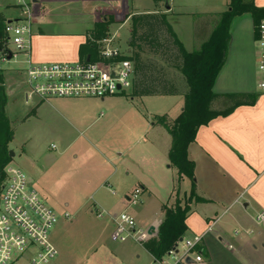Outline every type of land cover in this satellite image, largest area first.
I'll use <instances>...</instances> for the list:
<instances>
[{
  "label": "crops",
  "instance_id": "0c3cea01",
  "mask_svg": "<svg viewBox=\"0 0 264 264\" xmlns=\"http://www.w3.org/2000/svg\"><path fill=\"white\" fill-rule=\"evenodd\" d=\"M152 2L153 6L140 9L135 0H0V16L5 22H17L23 19L27 9L32 17L28 57L36 64L74 63L86 59L89 55L83 57L82 48L91 40L95 24L101 21L123 25L128 24L132 16L164 14L187 53L197 51L219 21L220 11L203 12L207 19L195 24L190 14L179 13L173 3L165 1L161 8L158 0ZM251 2L257 8H264V0ZM166 5L169 10L165 9ZM253 28L249 15L233 22L225 64L212 88L214 94H257L251 80L255 70H250L254 55ZM4 88L7 94L5 79ZM175 98L172 112L153 118L166 116L175 120L184 106L182 96ZM220 101L224 99L212 102L213 110H220ZM119 108L109 110L106 126L113 130L125 128L120 134L122 137L136 136L138 140L149 137L147 149L157 164L154 161L145 172H126L128 181L120 180L116 170L103 174L102 180H93L90 214L100 212L113 219L127 212L135 217L139 212L127 206L126 197L140 188L142 193H147L148 200L157 186L164 190L165 194L161 189L160 196L171 208L175 198L185 203L194 186L195 195L203 201L189 204L183 239L203 235L202 253L209 264H264V226L254 221L257 214L264 213V96L258 95L253 106L238 107L228 116L213 119L198 129L187 149V158L194 166L192 180L186 177L178 180L177 170L168 160L171 137L161 126L152 123V118L147 119L150 123L145 124L143 118L139 122L136 115L125 113L123 106ZM27 160L30 161L28 157ZM32 172L27 170L28 174ZM140 202L142 205L139 201L134 207ZM68 206L66 203L65 207ZM161 208L157 218L149 220V226L144 230L147 232L151 226L155 228L147 240L157 236L164 219ZM236 231L239 232L237 235L234 234ZM140 244L142 253L148 257L147 264H152L153 257L144 249V242ZM136 257L140 258L139 255Z\"/></svg>",
  "mask_w": 264,
  "mask_h": 264
},
{
  "label": "rangeland",
  "instance_id": "374dc122",
  "mask_svg": "<svg viewBox=\"0 0 264 264\" xmlns=\"http://www.w3.org/2000/svg\"><path fill=\"white\" fill-rule=\"evenodd\" d=\"M135 1H138L140 9L153 6L152 0ZM165 1L173 3L179 13L190 14L195 24H199L207 19L203 12L212 9L221 14L228 9L230 0H158L161 8ZM250 1L244 0L245 3ZM131 27V19L123 25L110 23V35L107 37L114 36L112 47L129 57L134 67L142 63L145 69H150L148 75L154 79L171 82L178 96L184 97L188 87L179 70L171 65L176 51L167 36L164 34L161 38L167 42L158 41L160 47L154 53L141 43H129ZM0 43L2 48H6L5 43L1 40ZM9 48L13 50L11 46ZM253 53L250 70L255 71L251 80L253 90L257 91L255 43ZM2 58L0 54V70L7 88L5 117L13 134L7 144L8 165L25 174L29 188L38 193L42 203L56 216V223L48 233V239L57 251L50 264H147L148 257L142 253L139 242L127 236L121 241L126 233L119 232L111 218L104 214L103 218H97V213L90 214L92 181L114 170L120 180L128 181L126 172H145L154 161L157 164L147 149L149 137L139 140L136 136L122 137L120 134L125 128L113 130L106 126L111 108L118 106L121 109L119 107L123 106V111L136 115L139 122L143 118L145 124L150 123L147 119L152 118L151 122L156 123L153 117L172 112L178 96L135 97L128 89L103 101L91 98L41 101L34 97L25 104V58L19 55L7 63L2 62ZM226 105V101H220V110ZM36 107V115L30 116ZM27 170L33 172L28 174ZM161 189L160 186L155 187L148 200L147 193L141 192L139 201L142 205L140 202L138 207L133 206L139 214L131 215L136 229L144 231L149 226L148 221L157 218L159 209L166 204L165 198L160 196L162 191L165 194ZM66 203L69 204L67 208ZM65 213L73 218H64Z\"/></svg>",
  "mask_w": 264,
  "mask_h": 264
},
{
  "label": "built area",
  "instance_id": "2783aa9c",
  "mask_svg": "<svg viewBox=\"0 0 264 264\" xmlns=\"http://www.w3.org/2000/svg\"><path fill=\"white\" fill-rule=\"evenodd\" d=\"M20 4L21 1H19ZM31 15L27 9L23 19L4 23L3 35L6 44L1 61L7 62L22 55L24 63L25 103L34 97L41 101L59 99H105L132 89L135 68L125 54L112 47L114 36L97 41L98 54L74 63H41L30 60L29 40ZM254 43L257 47L256 75L257 94L264 96V19L254 28ZM12 47L10 49L9 47ZM54 149V146L52 147ZM141 189H134L126 204H138ZM64 218H70L68 214ZM103 214L97 213V218ZM121 237H131L142 243L150 238L147 232L136 229L132 216L127 212L111 219ZM255 223L264 226V213L257 214ZM56 223V216L42 203L36 191L29 188L27 178L21 171L7 165L0 176V264H50L57 251L48 239V233ZM236 231L234 234L237 235ZM203 235L182 239L161 259L153 264H209L202 253Z\"/></svg>",
  "mask_w": 264,
  "mask_h": 264
},
{
  "label": "trees",
  "instance_id": "16d2710c",
  "mask_svg": "<svg viewBox=\"0 0 264 264\" xmlns=\"http://www.w3.org/2000/svg\"><path fill=\"white\" fill-rule=\"evenodd\" d=\"M244 15H249L253 24L264 19V8H257L251 1L230 0L228 9L219 15V21L211 32L209 38L197 51L187 53L177 39L164 14H144L132 16L130 44L141 43L156 53L159 49V40L167 42L162 37L167 36L168 42L174 47L175 55L171 65L179 70L188 87L184 95V106L181 114L173 121L166 116L156 118V124L161 126L171 137V147L168 152V160L177 170L178 180L186 177L193 179V163L187 158L188 146L194 141L198 129L206 126L210 121L218 117H226L233 110L241 106H253L257 95L251 93H233L216 95L212 92L215 81L225 64L230 42V30L233 22ZM5 21L0 16V40L5 43L3 28ZM110 21H101L95 24L91 40L84 46V55L94 58L97 50V41L107 37ZM81 49V51H82ZM0 43V53H3ZM135 68V76L132 86V96H178L175 86L168 81H159L148 75L150 69H145L142 63ZM224 99L227 105L223 110H213L211 104L216 99ZM7 103L3 73L0 70V175L9 163L7 144L12 139L5 117ZM41 103V102H40ZM36 109L30 112V116L36 115ZM201 202L202 199L195 195L193 186L189 197L183 205L176 200L174 206L169 208L163 205L161 211L164 219L158 228L156 238L144 244V249L155 260L161 259L168 251L172 250L183 239L187 227L185 221L190 211L189 204Z\"/></svg>",
  "mask_w": 264,
  "mask_h": 264
},
{
  "label": "water",
  "instance_id": "95a60500",
  "mask_svg": "<svg viewBox=\"0 0 264 264\" xmlns=\"http://www.w3.org/2000/svg\"><path fill=\"white\" fill-rule=\"evenodd\" d=\"M165 9L166 10H169V7L168 5L165 6ZM12 59V55L9 53L8 56H7V61H10ZM86 61L88 62L89 61V56L86 58ZM13 154L10 153V156H12ZM155 231V228L153 226H151L148 230H147V235L148 236H152V233ZM182 242V239L179 240V243Z\"/></svg>",
  "mask_w": 264,
  "mask_h": 264
}]
</instances>
